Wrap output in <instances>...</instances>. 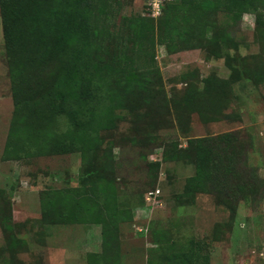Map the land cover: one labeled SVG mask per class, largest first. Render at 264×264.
<instances>
[{
    "label": "trees",
    "instance_id": "1",
    "mask_svg": "<svg viewBox=\"0 0 264 264\" xmlns=\"http://www.w3.org/2000/svg\"><path fill=\"white\" fill-rule=\"evenodd\" d=\"M151 1L147 0L149 18L134 19L127 26L139 53L145 52L152 60L154 55L147 45L157 41L171 53L207 49L213 56L224 57L223 46L237 45L231 27L247 12L255 13L257 23L264 26V0H162L157 16L153 15ZM105 9L104 0H0L15 104L3 157L17 160L81 152L82 163L88 167L83 185L72 191L42 190L40 201L46 224L91 222L102 226V250L90 252L88 264H121V227L133 222L134 206L144 204L142 196L137 203L122 202L112 143L102 154L106 169H93L95 150L102 142L100 134L116 126L119 109H132L134 104L138 108L161 94L153 88L161 77L156 70L138 69L135 60L129 62L122 56L108 59L102 54L103 42L110 37L101 22ZM220 13L229 14L232 21L220 23ZM155 20L157 30L151 24ZM246 58L245 77L264 82V59L249 56L252 65ZM225 60L233 71L231 77L210 74L201 79L202 86L185 81L189 98H183L184 103L205 122L234 117L226 110L236 97L233 85L239 70L231 64L229 55ZM62 116L67 120L66 128L60 125ZM152 141L147 135L133 139L142 144ZM242 154L237 132L189 138L186 146L173 144L172 150L164 148L159 159L148 161L149 184L156 187L163 162L184 160L194 165L195 172L186 178L179 196L215 194L227 197V204L247 199L258 191L253 187L255 177L244 176L250 171ZM3 213L0 208L3 221L11 220ZM160 239L161 235L154 233V243L163 248L165 242ZM166 248L160 254L162 264H198L199 253L193 241L180 250L168 249L170 245Z\"/></svg>",
    "mask_w": 264,
    "mask_h": 264
},
{
    "label": "rangeland",
    "instance_id": "2",
    "mask_svg": "<svg viewBox=\"0 0 264 264\" xmlns=\"http://www.w3.org/2000/svg\"><path fill=\"white\" fill-rule=\"evenodd\" d=\"M104 2L101 22L110 37L103 42L102 54L108 59L135 60L138 69L152 68L161 76L153 84L161 94L149 104L119 109L116 126L102 130V142L92 161L94 170H105L102 154L112 143L122 202L137 203L139 196L144 199L143 205L134 206L133 222L121 227V264H162L160 254L167 250L166 246L180 250L190 241L199 253L198 264H264V82L248 80L243 61L254 54L264 59V26L257 23L255 13L247 12L231 27L237 45L223 46L224 57L213 56L207 49L171 53L157 41L147 45L154 55L152 60L145 52L139 53L127 26L134 19L149 18L147 0ZM218 21L227 24L232 19L220 13ZM151 24L157 30L156 20ZM228 55L239 70L233 85L236 97L226 110L234 117L205 122L184 103L189 98L185 81L202 86L201 79L210 74L231 77L233 71L225 60ZM251 63L254 64L252 60ZM14 112L0 11V208L11 219L0 218V264H88V254L102 250V226L91 222L46 224L40 201L42 190L72 191L83 185L88 167L82 163V154L74 151L5 160ZM59 120L66 128V118ZM224 132L238 133L242 158L250 171L244 176L255 177L257 195L230 204L225 203L229 201L227 197L215 194L181 197L186 178L195 172L194 165L184 160L163 162L156 187L149 184L147 163L159 159L164 148L172 150L173 144L186 146L189 138ZM146 135L153 139L150 144L133 142ZM158 188L160 192L148 199L149 190ZM154 233L161 235L163 248L154 243Z\"/></svg>",
    "mask_w": 264,
    "mask_h": 264
},
{
    "label": "built area",
    "instance_id": "3",
    "mask_svg": "<svg viewBox=\"0 0 264 264\" xmlns=\"http://www.w3.org/2000/svg\"><path fill=\"white\" fill-rule=\"evenodd\" d=\"M151 5H152V11H153V15L157 16L160 14L161 10H162V0H152L151 1ZM156 191H159V189H157ZM156 191H151L148 194V199H150V197L153 195H157ZM158 192V193H159ZM156 198V197H155Z\"/></svg>",
    "mask_w": 264,
    "mask_h": 264
}]
</instances>
